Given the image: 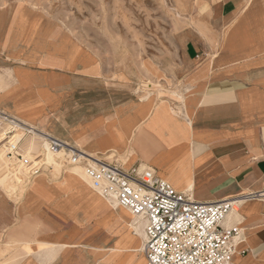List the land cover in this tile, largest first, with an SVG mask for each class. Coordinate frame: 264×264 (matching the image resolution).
I'll return each mask as SVG.
<instances>
[{
	"label": "crops",
	"instance_id": "1",
	"mask_svg": "<svg viewBox=\"0 0 264 264\" xmlns=\"http://www.w3.org/2000/svg\"><path fill=\"white\" fill-rule=\"evenodd\" d=\"M204 1L208 7L209 0ZM243 10L249 15L250 40L219 50L216 46H223L226 28ZM215 12L223 28L215 39L216 50L202 52L195 38L187 39L184 47L182 96L188 104L165 99L164 105L181 109L172 124L179 140L158 137L156 146L135 148L132 164L143 170L139 163L144 161V169H154L195 201L237 198L239 211L223 223L241 232L229 264H264V0H219ZM13 20L0 32V113L36 125L72 146H78L81 136H100L106 129L112 135L107 143H120L124 134L117 131L112 106L88 110L71 105V95L94 76L78 71L74 63L71 70L64 69L71 62L61 40L47 44L50 60L30 64L38 79L28 82L29 73L22 74L16 66L25 50L21 38L15 34V40H9ZM23 35L28 44L37 37ZM214 52L219 54L215 61L206 55ZM184 127L187 133L181 131ZM128 217L129 210L109 204L77 174L38 172L16 201L0 179V264H97L98 248L118 245L125 250L112 264H122L138 241Z\"/></svg>",
	"mask_w": 264,
	"mask_h": 264
},
{
	"label": "rangeland",
	"instance_id": "2",
	"mask_svg": "<svg viewBox=\"0 0 264 264\" xmlns=\"http://www.w3.org/2000/svg\"><path fill=\"white\" fill-rule=\"evenodd\" d=\"M209 2L207 7L204 0H0V32H5L7 25L14 19L9 40H15V34L19 35L20 46L25 49L19 58L20 64L16 66L21 68L22 74L29 73L32 80H28L29 83H36L37 72L30 68V64H44L42 61L45 58L50 60L46 51L49 45L41 42L50 37L45 36V28L52 26L53 30L58 31L57 37L51 36L52 39L61 40L67 51L76 56L77 62L73 66L77 65V70L87 74L86 76H94L88 85L79 86L80 88L71 95V105H83L88 110L94 109V106H112L117 131L121 130L124 134L131 130L132 120L134 123V118L139 117L144 109L148 110L153 102L156 101L157 106L165 99L183 100L185 103L187 97L182 96V92L185 89L184 75L187 72L184 68V47L187 39L195 38L202 52L216 50V47L223 50L229 45H242L250 40V36L246 35V32L251 30L249 15L243 10L226 28L223 46H216L218 42L215 39L218 40L223 28L217 24L220 15L212 13H216L215 6L219 0ZM34 19L35 26H42L41 32L35 37L40 41V46H36L34 41L26 44L22 39L23 33L31 36L37 34L26 29ZM206 55L214 61L219 57L215 52ZM71 64L73 63L64 69L71 70ZM156 109L159 108L155 106L154 113L146 111L145 121L149 119V122L154 123L156 117L152 115ZM159 123H155L153 128L136 131L137 134L131 136L135 146L137 143L138 147L148 148V143L156 146L155 139L158 137L161 140H169L168 142L175 140L167 126ZM24 126L29 129L31 126L36 127L32 124ZM12 127L16 128L18 137L22 138L19 153L25 159L38 164L40 173L50 172L56 176L67 173L74 166H82L85 169V163H91L93 160L86 156V162L71 163V155L67 154L56 156L55 159H46L41 145L51 151L49 140L37 137L34 146L32 145L33 149L29 150L26 146L27 139L32 133L24 132L23 128L12 125L0 116V133ZM95 136L88 139L81 136V140L77 142H82V147L90 154L97 153L99 158H104L105 155L99 149L100 144L101 141L108 142L112 138L111 132L106 129L100 136ZM119 139L118 145L125 143L124 135L119 136ZM114 163L118 165L119 160ZM31 166L24 160L4 156L0 151V179L11 199L16 201L24 195L26 185L33 177V170L29 171ZM88 183L93 186L91 179ZM133 217L135 216L132 214L131 218ZM132 234L136 238L139 236L133 230ZM144 237L145 245V230ZM139 242H143L142 237H139ZM134 246L138 244L134 243L132 247ZM126 257V264H145L144 250Z\"/></svg>",
	"mask_w": 264,
	"mask_h": 264
},
{
	"label": "built area",
	"instance_id": "3",
	"mask_svg": "<svg viewBox=\"0 0 264 264\" xmlns=\"http://www.w3.org/2000/svg\"><path fill=\"white\" fill-rule=\"evenodd\" d=\"M29 133V128H23ZM16 128L0 133V151L12 159L32 165V175L40 166L19 153ZM63 141L52 138L51 147L60 148ZM71 163L79 160L76 153ZM96 165L85 163L86 174L94 188L105 198H115L132 214L146 221L144 252L147 264H229L241 236L237 227H225V219L236 211L237 198L200 202L176 190L154 169L125 170L105 160Z\"/></svg>",
	"mask_w": 264,
	"mask_h": 264
},
{
	"label": "bare ground",
	"instance_id": "4",
	"mask_svg": "<svg viewBox=\"0 0 264 264\" xmlns=\"http://www.w3.org/2000/svg\"><path fill=\"white\" fill-rule=\"evenodd\" d=\"M34 22H35V19L29 23V25L27 26V28L33 34H34V32H37V35H39L38 32H41L42 26L32 27L33 24H34ZM44 34H45V36H50V37H48V39H45L41 43H47V44H50L51 45V42L50 41H53L52 37H57L58 31L53 30L52 26H49V27H46L45 28V33ZM27 39H28V37H27ZM34 41H36V44H37L36 46H40V41H37L36 38L34 39ZM25 42L28 43V41H25ZM68 54H69L68 55V58L66 56V59H67L68 62H71V63L77 62V61H75V60H77L76 56L75 55H72L73 53L71 54L70 52H68ZM49 56H50V53H49ZM46 59L47 58H45L44 61ZM165 103H166V100L163 101L162 104H160L159 106H157V103L155 101V102H153L150 105V107H149L148 110H145L144 109V111H142L139 114V117L134 118L135 119L134 120V123L135 124L133 123V120H132V122H131V125H132L131 130H129L128 133L127 132L126 133L124 132V136L127 139V141L124 144H119L118 145L117 143H113V142L111 144H108L105 141H101V144H100V148L99 149H100L101 153H103L105 155L104 158H99L96 155L97 153H94V155L90 154L88 151H86L82 147V142H78V145L79 146H72L67 141H63V143H62V145H61L60 148L54 149L53 147H51V151L45 149L44 148V145H41V147L43 148L42 150L44 151L43 152L44 153V157L46 159H55L54 157H56V156L57 157H62V156H64V154H67L68 156L71 155V158H73V155H75L76 153H78L79 160L80 161L83 158L86 159L87 158L86 156H89V157L93 158V160L91 161V163L93 165H96V163H98L97 161H100V160H105V161H107L109 163H114L118 159L119 160L118 165L119 166H122V168H124L125 170H129L130 168L133 167V164H132L133 159L134 160L136 159V151H135V148L138 147L137 146L138 143L135 146V144L133 143V140H131V136H133V134H137V133H135L136 131L137 132H141V130L148 129V128L149 129L150 128H153L154 125H155V123L160 122L159 124L164 125L165 127L167 126V128L169 129V132L173 134V137H175V140L176 141L179 140V135L178 134H174V129L172 128L173 127L172 124L181 115L180 114L181 113V109H178L175 112H173V111H171V109L167 105H164ZM187 104H188V100L186 99L185 100V105H187ZM155 106H156V108H159V109H156L155 114L152 115V117L153 116L156 117L154 123L153 122H149L148 121L149 119H147L145 121L146 114H147L146 111H148L149 113H154L153 110H154ZM163 106H165V107H163ZM0 116L2 118L6 119L7 121H10L12 123V125H14L16 127L24 128L25 127L24 125L27 124L24 120L9 118L5 114H1L0 113ZM184 117H186V116H184ZM142 122H144V123H142ZM181 131L183 133H187L188 128H185L184 127V129L181 130ZM29 132L32 133L31 136L27 139V145L26 146H27V148L29 150H30V148L33 149L35 138L42 137V138H45L46 140H49L50 142L52 141L51 138H53L48 133L39 130L35 126H31V129H29ZM175 132H178V131H175ZM77 140H81V139L78 138ZM107 148H109V149H107ZM122 150H123V152L121 153ZM118 153H121V155L117 156ZM55 162L57 164H60L58 161H55ZM130 162H131V164H130ZM75 163H77V162H75ZM147 165H148L147 163H145L144 161H142V162H140V165L139 166H140L141 169H144V167L147 166ZM67 173H73V174H77L79 176H84L83 178H84V180L86 182H88V180L90 179V177L86 174V169H84L82 166H74V167H71L68 170ZM107 200H108V203L109 204H111L112 206H114L117 209H127L126 207L120 206L117 203V200L115 198H107ZM238 206L236 207V211L237 212L239 211ZM134 216L135 217H133V219L131 217H128V218H131V220L127 218V224H128V226H130L132 228L133 231H135V234L139 235L137 237V240L138 241H137V243H135V244H138V246H134V247H132V248L129 249L130 250V254H128L129 257H131V253H132V255H134L135 253L144 250V239H145V237H144V225H145V220L142 217H139V216H136V215H134ZM145 236H146V233H145ZM139 237H142L143 238V242H139ZM98 250H99V252L102 251V252H105V253H101V255H100L101 258H99V261L97 262V264H112L113 261L115 260V258L119 257L124 252L125 249H123V247H121V246L118 245L117 247H112L110 249L109 248L102 247V248H98ZM125 261L126 260H123L122 261V264H126ZM145 263H146V258H145Z\"/></svg>",
	"mask_w": 264,
	"mask_h": 264
}]
</instances>
